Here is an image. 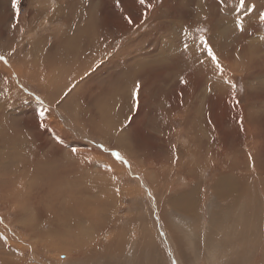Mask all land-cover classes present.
Masks as SVG:
<instances>
[{"label": "rangeland", "instance_id": "obj_1", "mask_svg": "<svg viewBox=\"0 0 264 264\" xmlns=\"http://www.w3.org/2000/svg\"><path fill=\"white\" fill-rule=\"evenodd\" d=\"M238 3L0 0V264H264V0Z\"/></svg>", "mask_w": 264, "mask_h": 264}, {"label": "snow or ice", "instance_id": "obj_2", "mask_svg": "<svg viewBox=\"0 0 264 264\" xmlns=\"http://www.w3.org/2000/svg\"><path fill=\"white\" fill-rule=\"evenodd\" d=\"M19 3H20V0H12V7L16 9V13L17 15H19ZM116 3H117V7L120 6L119 4V0H116ZM139 3L141 5H145L147 3V0H139ZM148 7H151V4L148 3ZM238 8L240 9V13H243L244 15H247L249 12L251 11H254V6H252L251 8H249L247 5H246V0H239V3H238ZM240 13H238V19H237V27L240 31H244V26H243V21L239 19V15ZM128 19V22L129 23H132V20L131 18H126ZM260 20L262 22H264V13H261L260 14ZM201 31H204L203 29H201ZM185 35H187V33H185ZM199 43L202 47V49L207 53V55L211 58V61L215 64V67L217 70H220L221 72L223 71L219 61H218V58L216 57L215 53L213 52L212 48L209 46L207 40L205 39V37L203 35L200 36L199 38ZM184 48L185 50L188 49V44L185 43L184 44ZM0 61H4L5 63H7V61L5 60V57L3 56H0ZM182 83H187V81H184L182 80ZM226 83H230L228 81H226ZM232 88H235V85H231ZM139 92H140V85L139 83L136 84L133 92H132V98L134 100V102L136 103V105L138 106V102H139ZM44 113L42 112L41 113V116H43ZM102 147V146H101ZM107 150V149H105ZM73 151H75V149H73ZM112 155H114L116 157L117 160H119L120 162L122 163H126V161H124L123 157L120 155V153L118 152H114L112 153Z\"/></svg>", "mask_w": 264, "mask_h": 264}, {"label": "bare ground", "instance_id": "obj_3", "mask_svg": "<svg viewBox=\"0 0 264 264\" xmlns=\"http://www.w3.org/2000/svg\"><path fill=\"white\" fill-rule=\"evenodd\" d=\"M145 12V11H144ZM75 44V43H74ZM74 46V45H73ZM192 54V53H191ZM37 58V57H36ZM4 75V74H3ZM213 75V74H212ZM45 116V115H44ZM1 117H3V116H1ZM64 118V117H63ZM239 152V151H238ZM232 155V154H231ZM217 160V159H216ZM214 162V161H213ZM199 163V162H198ZM216 163V162H215ZM226 163V162H225ZM200 165V164H199ZM195 166V165H194ZM193 168V167H192ZM197 168V167H196ZM224 168V167H223ZM225 169V168H224ZM224 169L223 170H221V171H219V174H221V175H219L218 174V177L216 178V180L214 181V183H211V186H210V188H216L217 189V186H219V185H223V183H221V182H217V180L218 179H221L223 176H224V174H223V172H224ZM218 170H219V168H218ZM195 172V171H194ZM7 177H8V175H7ZM10 178H12V177H10ZM223 179V178H222ZM10 180V179H9ZM14 181V180H13ZM220 181V180H219ZM15 182H13V184H14ZM21 186V185H20ZM20 186L18 185V189L20 188ZM14 188V187H13ZM17 189V190H18ZM21 189V188H20ZM19 189V190H20ZM22 190V189H21ZM16 191V190H15ZM9 192V191H8ZM19 192V191H18ZM217 192V191H216ZM9 194V193H8ZM23 195V194H22ZM23 196H25V195H23ZM12 197H15V195L13 196V194H12ZM22 196L20 195V196H17V197H15L14 199H9L8 197H6V200H7V204L8 205H15V206H11V209H13V212L15 211V212H17V211H24L23 209L24 208H21V205H20V202L22 201V200H27V201H30L29 200V198H27V196L26 197H23V198H21ZM29 197V196H28ZM39 203V202H38ZM78 203H80V204H87V203H84V201L82 200H80V201H78ZM18 205V206H17ZM45 206V208L47 207V208H51V207H54V205H44ZM79 207H80V205H79ZM96 207H97V205H96ZM8 208H9V206H8ZM16 208V209H15ZM26 208V207H25ZM45 208H43V206L40 208V212H44L45 211ZM81 208H82V206H81ZM15 209V210H14ZM186 208H183V210H185ZM52 211V210H51ZM46 212V211H45ZM45 212H44V214H45ZM95 213V212H94ZM79 214V213H78ZM93 214V213H92ZM90 215L91 217L92 216H96V215ZM46 215V214H45ZM37 216H38V214H37ZM84 217V216H83ZM45 217L43 216V215H40V217H39V219L38 220H43ZM26 219V218H25ZM164 219V221H165V218H163ZM76 220V219H75ZM81 221V220H80ZM70 222V221H69ZM26 223V222H25ZM29 223V222H28ZM67 223V222H66ZM165 223H166V221H165ZM70 226H72L71 225V223H70ZM82 226V225H81ZM29 226H27V228H28ZM73 228H74V226H73ZM76 228V227H75ZM1 230V229H0ZM66 230V229H65ZM77 230V229H76ZM2 231V230H1ZM62 233H63V230L61 231ZM70 232V231H69ZM68 232V233H69ZM78 232V231H77ZM30 233V232H29ZM62 233L59 235V236H61L62 235ZM71 234H72V232H70ZM75 233V232H74ZM67 234V233H66ZM70 234V235H71ZM74 236H75V234H73ZM66 236V235H65ZM69 236V235H68ZM60 238H62L63 239V237H60ZM77 238H75V240H76ZM64 240V239H63ZM75 240H73V242H75ZM62 241V240H61ZM65 241V240H64ZM69 242V241H68ZM77 242V241H76ZM65 245V244H64ZM67 247V244H66V246H63V248H62V250H65V248ZM84 248V247H83ZM67 251L69 252L68 254H69V256H71L72 255V250H69V248L67 247ZM4 262V261H3Z\"/></svg>", "mask_w": 264, "mask_h": 264}, {"label": "crops", "instance_id": "obj_4", "mask_svg": "<svg viewBox=\"0 0 264 264\" xmlns=\"http://www.w3.org/2000/svg\"><path fill=\"white\" fill-rule=\"evenodd\" d=\"M230 195H231V194H230ZM185 196H186V195H184L183 197H185ZM177 197H178V196L176 195L175 198H174V200H175ZM174 200H173L172 203H171V206H172L173 208H175V209L180 208V212H183V208H187V206L182 207V206H179V205H175ZM186 204H187V205H194V200H193V196H192V194L189 195L188 197H186Z\"/></svg>", "mask_w": 264, "mask_h": 264}]
</instances>
